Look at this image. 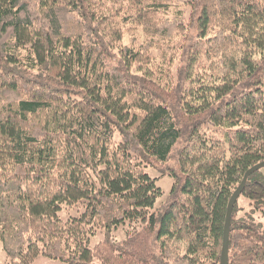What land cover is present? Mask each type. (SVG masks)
<instances>
[{"label":"trees","instance_id":"1","mask_svg":"<svg viewBox=\"0 0 264 264\" xmlns=\"http://www.w3.org/2000/svg\"><path fill=\"white\" fill-rule=\"evenodd\" d=\"M138 28L140 48L122 43ZM183 139L157 209L147 168ZM261 161L264 0H0V264H220L228 202ZM263 170L243 192L257 207ZM228 264H264L252 216L233 215Z\"/></svg>","mask_w":264,"mask_h":264},{"label":"rangeland","instance_id":"2","mask_svg":"<svg viewBox=\"0 0 264 264\" xmlns=\"http://www.w3.org/2000/svg\"><path fill=\"white\" fill-rule=\"evenodd\" d=\"M187 15L188 12L186 11L185 7L183 5H177L173 6L172 11L169 15L170 18L174 17H180L181 19H184L187 22ZM133 37H138V40L141 43H145L146 41V35L142 31L141 28H138L136 31H127L125 33L124 39L122 43L124 42L125 44L128 45H136L138 48L139 45L136 43H133L132 39ZM182 34H178L176 36V41L180 42L183 39ZM154 52V55H158L156 58L153 59L152 66L154 67V73L157 69L158 66L161 68L165 69V63L163 58L159 55V51L157 49L152 50ZM170 55L173 57V63L172 67H176L177 65H180L183 63V53L182 50H175L171 51ZM151 67V66H150ZM156 76L160 77L161 86L166 87L167 86V79L168 76H166V71H163L160 75L155 73ZM155 78V77H154ZM188 137V134L185 136V138ZM185 142V139L179 141L176 145V148L171 156V158L162 164H159L158 166H150L147 168V172L150 174V176L154 179H156V183L162 188L163 193L162 195L158 198L156 202V208L157 209H164L166 206L171 201V192L173 188V183H174V178L172 175L169 174V170L171 167L178 169V162H177V150L179 149L180 146H182ZM264 169V168H263ZM264 174V170H263ZM64 213L60 212L61 216H65L67 211H74L73 209H64ZM234 219L240 220L241 218L247 219L248 216H252L256 223L260 226L261 230L264 231V207L259 206L257 207L255 203H253L249 198L244 196L243 194L238 200L237 203V208L235 210ZM133 228L132 224L130 222H127L123 225H121L117 229H112V230H98L94 236L90 237V245L94 246L97 243L101 242L102 240L106 239H118V240H123L128 231ZM0 260L2 261H7L5 254L1 252ZM32 264H60L59 260L52 259L44 254L39 256L37 260L32 263Z\"/></svg>","mask_w":264,"mask_h":264},{"label":"water","instance_id":"3","mask_svg":"<svg viewBox=\"0 0 264 264\" xmlns=\"http://www.w3.org/2000/svg\"><path fill=\"white\" fill-rule=\"evenodd\" d=\"M264 168V161H261L248 169L245 173L242 181L237 186L235 191L233 192L230 200L228 202L225 225H224V232H223V244H222V255L220 264H228L229 263V251H230V233H231V226H232V218H233V211L234 207L236 206L239 198L243 194L247 181L249 177L256 171Z\"/></svg>","mask_w":264,"mask_h":264},{"label":"flooded vegetation","instance_id":"4","mask_svg":"<svg viewBox=\"0 0 264 264\" xmlns=\"http://www.w3.org/2000/svg\"><path fill=\"white\" fill-rule=\"evenodd\" d=\"M233 214H234V211H233Z\"/></svg>","mask_w":264,"mask_h":264}]
</instances>
